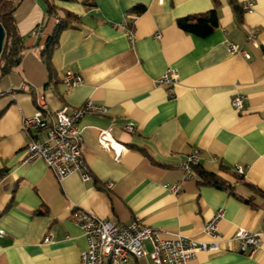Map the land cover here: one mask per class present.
<instances>
[{"label": "crops", "instance_id": "crops-1", "mask_svg": "<svg viewBox=\"0 0 264 264\" xmlns=\"http://www.w3.org/2000/svg\"><path fill=\"white\" fill-rule=\"evenodd\" d=\"M244 1H21L14 17L23 56L0 78V264H81L87 241L71 217L78 209L118 226L137 216L198 240H209L204 223L222 209L223 248L187 264H264V246L248 257L234 239L238 229L257 231L264 221V0H251L252 11L242 9ZM212 10L217 23L205 36L177 23ZM54 16L68 24L49 74L40 53ZM229 42L238 50L231 53ZM168 66L179 77L172 91L157 84ZM68 71L81 77L78 85L63 82ZM235 95L244 97L241 110L232 106ZM37 96L52 112L87 101L106 106L77 122L90 180L77 172L58 180L43 159L23 161L30 139L20 125L34 114ZM127 122L134 131L124 129ZM101 130L118 156L99 143ZM46 131L31 136L42 141ZM195 152L198 163L186 175L181 164ZM196 168L222 185L202 183ZM174 184L177 193L165 187Z\"/></svg>", "mask_w": 264, "mask_h": 264}, {"label": "built area", "instance_id": "built-area-1", "mask_svg": "<svg viewBox=\"0 0 264 264\" xmlns=\"http://www.w3.org/2000/svg\"><path fill=\"white\" fill-rule=\"evenodd\" d=\"M244 11H252L253 3L245 0L242 4ZM59 18L54 16V23ZM42 32V27L34 30L33 34ZM127 32L132 36L131 30ZM159 36V34L157 35ZM255 36H250L254 40ZM231 53L238 50L233 42L228 43ZM244 56L248 54L240 51ZM69 86H76L81 82V77L72 72H66L62 78ZM179 83L177 69L168 66L157 84L166 86L169 91ZM244 97L235 95L232 106L241 110ZM37 108L32 116L24 117L21 121V131L29 137L23 161L27 162L41 158L53 173L56 179L60 180L65 176L77 172L83 181L90 180L91 174L88 165L81 155V136L77 122L87 113L104 114L107 111L105 105L87 101L78 107H62L52 112L43 99L36 97ZM49 115L52 121L48 124L45 116ZM47 129L45 138L42 141L33 139L31 133L37 129ZM124 129L128 132L135 130L132 122H127ZM99 143L106 149L115 151L119 155L107 131L101 130ZM198 163L197 153H192L187 160L181 164L186 175H189L191 165ZM234 170L238 175H243L241 165H235ZM170 191L177 193L180 187L177 184L167 186ZM223 210L218 209L204 223L203 233L209 240H198L180 232H168L146 225L135 216L128 223L118 226L108 219L100 218L86 210H75L71 217L77 223L86 237L87 247L80 254L81 264H132L130 258H148L149 264H187L193 260L198 252L215 253L223 248L221 233L218 229V220ZM4 231L0 229V235ZM166 235V236H165ZM239 243L238 250L253 257L256 251L264 246V221L257 231L238 229L234 235Z\"/></svg>", "mask_w": 264, "mask_h": 264}, {"label": "trees", "instance_id": "trees-1", "mask_svg": "<svg viewBox=\"0 0 264 264\" xmlns=\"http://www.w3.org/2000/svg\"><path fill=\"white\" fill-rule=\"evenodd\" d=\"M22 0H0V24L4 30L3 46L0 52V78L12 72L20 63L23 56L24 46L22 37L18 31L14 12ZM68 1V0H66ZM49 5V12L53 9ZM70 15H68L69 17ZM178 25L186 32L200 36H205L211 32L217 23L215 12L212 10L206 14L188 15L178 20ZM65 18H60L58 23H54L51 33L47 36L40 56L51 73L50 58L57 43L59 32L67 26ZM196 166V165H195ZM197 169L202 183L222 185L217 177L209 172Z\"/></svg>", "mask_w": 264, "mask_h": 264}, {"label": "water", "instance_id": "water-1", "mask_svg": "<svg viewBox=\"0 0 264 264\" xmlns=\"http://www.w3.org/2000/svg\"><path fill=\"white\" fill-rule=\"evenodd\" d=\"M3 37H4V30L2 28V25L0 24V52H1L2 46H3Z\"/></svg>", "mask_w": 264, "mask_h": 264}]
</instances>
